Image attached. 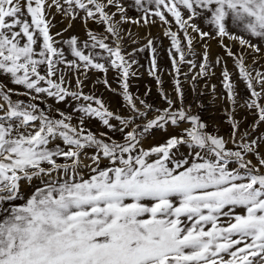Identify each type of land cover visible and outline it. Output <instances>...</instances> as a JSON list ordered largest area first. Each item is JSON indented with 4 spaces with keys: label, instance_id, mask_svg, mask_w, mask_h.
Instances as JSON below:
<instances>
[{
    "label": "snow or ice",
    "instance_id": "obj_1",
    "mask_svg": "<svg viewBox=\"0 0 264 264\" xmlns=\"http://www.w3.org/2000/svg\"><path fill=\"white\" fill-rule=\"evenodd\" d=\"M53 9L69 21L54 34ZM77 20L84 38L64 39ZM157 22L175 93L161 89V107L129 91L145 51L162 83L154 39L124 46L138 43L125 25ZM210 40L247 92L216 56L227 139L185 107L179 79L181 65L199 69L193 83L209 74ZM195 42L199 63L188 58ZM246 55L264 59V0H0V264H264V133L251 139L236 118L239 108L255 117L252 132L264 124V71L253 75ZM92 71L113 92L107 74H116L126 114L84 92Z\"/></svg>",
    "mask_w": 264,
    "mask_h": 264
},
{
    "label": "rangeland",
    "instance_id": "obj_2",
    "mask_svg": "<svg viewBox=\"0 0 264 264\" xmlns=\"http://www.w3.org/2000/svg\"><path fill=\"white\" fill-rule=\"evenodd\" d=\"M53 16H50V19H53V23L56 25L52 28V33L61 31L63 28L67 27L69 21L63 19L59 14L55 13L53 9ZM129 15L137 16V13L132 10L129 12ZM203 27V25H201ZM89 27L95 31H101V27L95 24H89ZM164 27L161 26L159 22L154 25L148 26H137V25H125V28L130 30L138 43L133 44L130 40L125 41V48L127 51H132L134 48L142 47L146 40L144 37L153 38L155 46L157 49V75L160 77L161 84H157L154 76L149 75L150 68V53L148 51L138 53L136 55V60L138 61L137 65L133 66V71L136 73L134 76H131L129 79V91L134 97H139V99L144 100L148 104H152L154 107L163 106V102L160 97V91L163 89L169 96L175 99L174 93V84H173V75L171 61L168 57V49L170 47V41L167 37L163 35ZM172 30L177 31L175 24L172 25ZM207 31L208 29L205 28ZM150 34V35H149ZM70 35H77L81 39L84 38V30L82 24L79 20L73 22V27L65 32L63 38L66 39ZM57 40L62 39L61 37H56ZM210 45V62H212V67L209 70V74L206 77L198 78L194 83L192 81V76L199 71V69L189 70L188 65H181V75L179 79L184 91V105L185 107H190L193 114L200 116L201 120L208 125V131L218 134L220 136L228 138L231 132V126L227 121L226 111H231V105L225 99V92L222 87V76L221 72L224 64L215 65L214 61L216 56L224 57V63L227 66L228 71L232 74V79L237 84V91L241 93V96L247 97V92L242 81L238 79V69L235 67L232 59L225 56L223 49L219 46L217 41L210 40L207 41ZM225 44H228L233 48L234 52H239V46L233 44L227 38L224 40ZM194 50L196 56H189V59L196 60L197 63L200 62L201 53L203 51L202 42L194 43ZM246 63L249 65V70L252 71L255 75V71H264V59H260L257 63H252V57L246 55ZM187 75H184V74ZM72 85H75L74 76L71 77ZM85 79V77H81ZM104 75L95 71L89 72L87 78L85 79V93H94L97 97L103 99L110 110L118 112L121 114H126V105L123 98L118 95L119 84L117 83L116 74L113 71H109L107 74V79L111 84L113 89H117V92L108 90L102 82ZM213 85H215V90H213ZM11 86V85H9ZM15 99V97H13ZM139 106V100L136 101ZM75 103V102H73ZM239 103H243V100L240 99ZM66 109L71 108V105H64ZM150 118V117H149ZM236 118L241 120V130H247L251 133L250 138L255 139L260 134L264 133V124H260L257 131L252 132V125L255 121V117L251 115L246 110L237 109ZM113 123L118 125V122L114 121ZM104 130L103 126L98 122L94 123L92 130L96 131ZM109 135H112L114 138H118L119 134L116 132H109ZM155 138L159 139L162 133L159 130L154 132ZM151 139V138H149ZM228 147L234 148L233 144H229ZM91 151V150H89ZM251 158V157H249Z\"/></svg>",
    "mask_w": 264,
    "mask_h": 264
}]
</instances>
